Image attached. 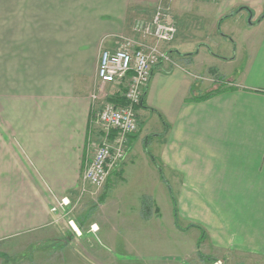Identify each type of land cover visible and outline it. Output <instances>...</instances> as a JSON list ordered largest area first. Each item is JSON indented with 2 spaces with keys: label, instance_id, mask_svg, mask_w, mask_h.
Masks as SVG:
<instances>
[{
  "label": "crops",
  "instance_id": "1",
  "mask_svg": "<svg viewBox=\"0 0 264 264\" xmlns=\"http://www.w3.org/2000/svg\"><path fill=\"white\" fill-rule=\"evenodd\" d=\"M159 5L178 22L177 38L146 41L169 60L152 72L137 108L140 127L127 137L117 172L125 181L152 183L143 191L153 198L163 174L186 222L170 229L158 223L167 246L155 245L148 257L157 264H264V0H0V55H24L27 69L0 83V241L50 231L70 211L52 208L63 197H82L83 169L104 140L93 123L100 53L144 40L139 22ZM242 6L248 8L232 15L244 18L235 39L231 29L223 35L236 43L232 58L197 38L201 26L184 33L186 15L195 22L208 15L216 28ZM197 46L193 59L184 56ZM211 68L235 88L187 100L217 85ZM142 195L130 203L138 217ZM112 196L101 206L108 208ZM133 220L112 228L114 241L101 232L116 254L109 262L120 264L125 251L146 256L138 243L148 240V229ZM191 223L205 230L200 245L201 228Z\"/></svg>",
  "mask_w": 264,
  "mask_h": 264
},
{
  "label": "rangeland",
  "instance_id": "2",
  "mask_svg": "<svg viewBox=\"0 0 264 264\" xmlns=\"http://www.w3.org/2000/svg\"><path fill=\"white\" fill-rule=\"evenodd\" d=\"M209 18L210 16L208 15H198L195 22L191 16L188 18L186 15L183 20L184 33L187 34L194 30V25L201 26L203 28L202 31H196L197 38L208 41L212 48L224 56L232 54L230 57L232 58L236 54V43L234 40L230 42L225 39L223 35L228 33V29H231V32H233L232 36L235 39L241 22L244 23V18L241 20L240 16L226 17L227 19L223 20L220 26L217 23L216 28H213V23ZM151 19L152 16L139 22L140 40L156 41L148 32ZM170 21L176 25L178 24V22L171 20V18ZM194 39L197 40L196 38ZM118 47L120 46L117 44L112 50ZM218 48L219 50H217ZM197 49L198 46L194 50L196 51ZM170 53L172 52L170 51ZM200 59L204 66H208V62L204 58L201 57ZM25 61L24 55H0V83L9 84L12 80L17 79V76L18 78L22 75L24 76L27 70L25 69ZM210 73L213 75L211 70ZM212 78L214 79V83L217 84L215 87H218L219 82L215 80L214 76ZM112 175L113 177L111 176L106 184L100 188L88 186L87 196H85L86 194L84 196L80 195L82 197L78 198L77 193L74 194V197L71 198L72 203L68 205L70 209L69 213L62 218L60 216L58 223L50 231L32 232L0 241V264H116L115 261L109 262V256L115 260L116 254L112 246H107L102 241L101 232L106 235L109 234L108 236L112 237L114 241L115 230L112 228L117 224L122 225L128 221H132V218H134L133 221L136 220L138 223H142L143 228L148 229L145 231L148 240L138 243V248L142 247L146 256L138 255L136 252L128 253V251H125L126 253L123 254V257H120V264H157L155 256L148 257V254H154L155 245L161 244L167 246L165 237H162L161 231L157 229V224L161 223L167 229H170V227H174V224L177 223L176 219L178 218L179 224L183 225L186 222L183 213L178 210V216H176L173 198L167 184L162 178L163 174L160 175V184L156 187L157 197H152L154 201L153 216L148 219L143 218L141 215L139 217L136 216L134 207L130 203L140 200L137 199V195L140 192L141 195L143 193V195L151 196L145 194L147 192L143 190H147V185L152 183L148 184L147 180L137 182L131 178L126 181L122 180L120 179L121 172L117 171H114ZM108 194L113 195L110 198L111 205L109 204L108 208H104L101 206L103 202L101 197ZM115 202H117V206L114 205ZM119 202L121 203L118 204ZM117 208L120 213H117ZM156 208H158V213L155 211ZM72 219L80 231H77L73 227L71 223ZM78 221L82 223V227H79ZM140 232L145 233L144 230ZM149 233L150 236L148 237ZM118 248L122 250L124 247L120 246ZM108 249L112 250L107 252ZM156 256L161 258L163 254L158 251Z\"/></svg>",
  "mask_w": 264,
  "mask_h": 264
},
{
  "label": "built area",
  "instance_id": "3",
  "mask_svg": "<svg viewBox=\"0 0 264 264\" xmlns=\"http://www.w3.org/2000/svg\"><path fill=\"white\" fill-rule=\"evenodd\" d=\"M148 32L157 42L176 39L178 28L170 21L169 7L159 5L155 9ZM163 60H169V56L157 44L129 39L115 50L104 49L100 53L97 92L92 96L93 123L103 131L104 140L85 164L80 195L88 192V186H104L114 171H121L127 152V137L140 127L137 108L145 96L155 66ZM99 94L104 96L100 98ZM101 99L104 101L99 106L97 100ZM70 203L69 197H63L52 210L57 211Z\"/></svg>",
  "mask_w": 264,
  "mask_h": 264
},
{
  "label": "trees",
  "instance_id": "4",
  "mask_svg": "<svg viewBox=\"0 0 264 264\" xmlns=\"http://www.w3.org/2000/svg\"><path fill=\"white\" fill-rule=\"evenodd\" d=\"M242 8H248V7H245V6H242V7H238L236 8L235 10H232L230 13L226 14L224 17H229V16H232L234 15L235 13H237L240 9ZM224 36L228 37V35L224 34ZM197 53V50L194 51V52H191V53H186L184 54V56H188L189 59H193V56ZM211 72L213 73V76L215 77V80H217L219 83H218V87H215V88H211L210 90H207L205 92H201V93H194L193 91V94L190 96V97H187V100H204V99H207L209 97H211L212 95L214 94H217V93H220L222 91H224L225 89L227 88H235L234 85L232 86H226L229 82V80L221 73H219L218 69L217 68H211L210 69ZM216 81V82H217ZM117 99V98H116ZM118 100L120 102H124L123 99H120L118 98ZM140 106H144V98L142 100V103L139 105ZM149 154L151 155L153 161L159 166L160 170H162V165L158 162V160L156 159V157H154V155H152L150 152ZM162 178L164 180V182L167 184L169 190H170V193H171V196L173 198V202H174V205H175V213H176V216H178V202H177V199L175 198L174 196V193L172 191V187H171V184L169 183L168 180H166L165 176L162 175ZM104 198V195H102L101 197V200ZM153 205H154V201H153V198L148 196V195H144L142 197V208H141V216L145 219H148L150 217L153 216ZM156 213H158V208L155 209ZM177 220V225L180 226L179 222H178V218L176 219ZM79 225V227H82V223L80 221H78L77 223ZM190 226H198L201 228V231H202V234H201V237L199 238V241H198V244L200 245L203 237H204V228L200 225H197V224H194V223H191L188 225V227Z\"/></svg>",
  "mask_w": 264,
  "mask_h": 264
}]
</instances>
